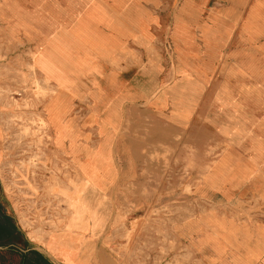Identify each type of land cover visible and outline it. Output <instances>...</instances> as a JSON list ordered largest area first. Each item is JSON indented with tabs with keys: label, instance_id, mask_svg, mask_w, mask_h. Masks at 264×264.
<instances>
[{
	"label": "crops",
	"instance_id": "0c3cea01",
	"mask_svg": "<svg viewBox=\"0 0 264 264\" xmlns=\"http://www.w3.org/2000/svg\"><path fill=\"white\" fill-rule=\"evenodd\" d=\"M212 1L0 0V93L20 62L32 63L36 52L37 74L49 80L52 90L42 106L51 137L44 157L69 160L87 180L82 179L81 189L66 186L70 213L40 239L25 221L29 208L22 197H11L0 172V264H164L158 260V225L132 230L135 220L161 219L122 208L130 200L126 203L120 190L131 188L124 180L141 171L122 165L120 158L127 156L126 149L135 150L136 142L163 140V133L149 139L143 127L194 125L206 105L213 106L215 118L243 115L245 70L255 68L264 0ZM2 104L0 94V168L10 151ZM133 127L144 135L133 134ZM226 165L222 155L209 166L223 176L219 185L205 190L219 196L234 187L243 191L248 171L236 162L223 172ZM249 187L264 190L260 183ZM142 204L149 206L148 200ZM225 217L218 239L208 241L221 249L215 264H243L245 251L236 243L246 225L264 230V217L237 216L235 224ZM179 241L187 243L194 259L193 242ZM203 257L204 264L210 263ZM263 257L264 252L254 264H262Z\"/></svg>",
	"mask_w": 264,
	"mask_h": 264
},
{
	"label": "rangeland",
	"instance_id": "374dc122",
	"mask_svg": "<svg viewBox=\"0 0 264 264\" xmlns=\"http://www.w3.org/2000/svg\"><path fill=\"white\" fill-rule=\"evenodd\" d=\"M212 4L220 2L213 0ZM171 19V13L165 14L167 23ZM236 33L237 30L228 40L229 48L235 41ZM258 36L254 49L255 68L253 71L245 70L242 116L236 117L228 112L215 118L213 106L206 105L204 116L199 117L194 125L143 127L148 130L146 136L149 139L163 133V140L136 142L135 150L126 149L127 156L120 158L122 165L141 171L134 175V179L131 178L132 182L130 178L124 180L131 188L120 190V196L125 198L126 203L130 200L122 208L126 213L146 212L157 217L154 219H161L157 223L135 220L132 230L142 225H158L157 235L161 236V241H158L159 255L162 256L158 260L164 264H204L203 256L210 262L205 261L207 264H215L216 253L221 249L208 241L210 238L212 241L218 239L221 220L226 219V214L233 224L237 223V216L240 219L264 217V190L251 191L249 187L253 182L264 185V34L258 32ZM37 57L34 52L32 63L29 64L28 60L20 62L18 71L8 79L11 83L1 88L2 105L7 110L3 122L7 126L10 151L3 159L0 172L11 197H22L29 208L30 215L25 221L32 229L33 237L42 239V236L57 229L70 213L72 205L63 194L66 186L81 189L82 179L87 180L69 160L44 157L51 137L42 106L44 97L52 90L49 80L37 74ZM139 128L133 127V134L139 136ZM222 155L227 158L223 172H229L228 169L235 167L236 162L248 171L243 191L238 192L234 187V190L219 196L215 190H205L206 185H219L223 174H220L219 168L209 166ZM204 171L208 173L205 175ZM228 177L231 185L235 183L236 175ZM241 195L242 198L235 200ZM146 199L149 206L144 207L142 203ZM244 228L242 241L238 240L236 245L245 251L243 264H254L264 252V230L250 224ZM132 234L133 231L129 232L127 239ZM191 235L205 236L196 237L197 241L193 242ZM179 239L193 242L197 252L194 259L187 243L181 245ZM204 246L210 248L203 252Z\"/></svg>",
	"mask_w": 264,
	"mask_h": 264
}]
</instances>
